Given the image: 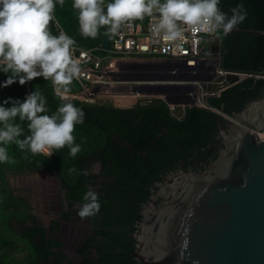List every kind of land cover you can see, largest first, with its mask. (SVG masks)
<instances>
[{
    "label": "trees",
    "instance_id": "1",
    "mask_svg": "<svg viewBox=\"0 0 264 264\" xmlns=\"http://www.w3.org/2000/svg\"><path fill=\"white\" fill-rule=\"evenodd\" d=\"M107 3L105 0V6ZM241 3L247 12L246 19L227 37L217 39L220 67L259 78L243 80L219 97L209 98L208 103L215 111L187 107L182 114V110L171 111L158 98L140 101L132 108L62 100L51 80L45 81L43 77L24 85L16 82L0 88V103L9 97L23 100L36 90L46 97L49 115L68 102L85 113L84 123L76 125L73 132L75 143L81 145L75 157L68 155L67 146L53 150L51 157L21 151L14 143L8 146L15 163L0 164V264H136L132 255L136 241L132 235L142 219L140 212L151 190L163 176L177 169L188 171L199 163L217 159L220 142L216 136L225 125L217 111L231 116L264 98V0H221L219 7L231 15L230 10ZM49 27L54 35L60 30L66 32L79 48L91 50L101 46L99 39L80 35L78 10L72 8V0H65L63 7L57 5ZM99 33L102 37H114L104 29ZM99 54L106 53L100 50ZM5 79L6 74L0 73V81ZM69 87L68 94L81 90L75 79ZM16 122L24 129L20 139L30 134L26 121L17 118ZM93 163L100 164V173H90ZM72 168L77 171L70 172ZM8 172L17 175L47 172L57 176L68 203L62 218L70 221L73 217L80 218L74 207L83 204L84 193L100 186L96 192L100 210L88 217L94 229L92 236L77 249L79 262H69L62 251L59 222L54 220L49 227L39 223L30 200L15 194ZM15 224L20 228L19 235L13 230ZM14 248L23 249L28 255L19 260L9 252Z\"/></svg>",
    "mask_w": 264,
    "mask_h": 264
},
{
    "label": "clouds",
    "instance_id": "2",
    "mask_svg": "<svg viewBox=\"0 0 264 264\" xmlns=\"http://www.w3.org/2000/svg\"><path fill=\"white\" fill-rule=\"evenodd\" d=\"M64 3L65 0H0V73L6 74L0 88L43 77L51 80L60 99L71 91L69 86L81 72L72 56L76 41L63 30L52 34L49 27L57 5L63 7ZM220 3L221 0H108L105 6V0H72V8L78 10L79 32L85 38H96L101 29L118 35L128 23L147 16L154 42L182 46L188 41L186 34L203 31L222 39L246 19L242 3L230 10L231 15L219 7ZM46 104V97L36 90L23 100L9 97L0 103V164L15 163L8 153L13 143L21 151L49 157L53 150L65 146L71 157L81 150L73 132L76 125L84 123V111L68 102L49 115ZM17 118L27 122L30 134L23 139L20 137L24 129ZM99 210L98 194L89 189L77 215L83 220Z\"/></svg>",
    "mask_w": 264,
    "mask_h": 264
},
{
    "label": "water",
    "instance_id": "3",
    "mask_svg": "<svg viewBox=\"0 0 264 264\" xmlns=\"http://www.w3.org/2000/svg\"><path fill=\"white\" fill-rule=\"evenodd\" d=\"M96 38L110 50L111 36ZM225 117L219 157L151 191L132 235L137 264H264V98Z\"/></svg>",
    "mask_w": 264,
    "mask_h": 264
},
{
    "label": "built area",
    "instance_id": "4",
    "mask_svg": "<svg viewBox=\"0 0 264 264\" xmlns=\"http://www.w3.org/2000/svg\"><path fill=\"white\" fill-rule=\"evenodd\" d=\"M149 18L146 16L143 20H135L123 27L118 35L111 37L110 50L106 51L99 48L85 50L74 45L73 59H76L80 65L81 72L75 80L80 85L81 90L74 94H63V100L79 101L86 104H99V100L105 97L109 91L117 87L114 78L117 76L126 77L131 72L123 65L130 63L158 62V58L167 64V72H173L181 76L188 75L189 80H181L179 84H161L157 80L147 81L141 87H137L144 92L120 93L118 96H133L135 99L147 98L145 101L155 99L156 93L153 89L161 87L163 92L160 94L162 99L170 108L175 111V107L170 105L172 100H178L182 103H191L194 101V107L215 111L208 103L209 98H217L220 94L236 85L237 83L249 79L259 78L252 74L234 73L223 70L220 67V44L210 34L203 31H197L188 35L187 43L177 46L174 42H154L149 33ZM102 50L106 54L100 55ZM139 57H143L139 60ZM230 75H236L239 82L231 83L227 78ZM195 78V80H193ZM170 80V79H166ZM190 80H200L207 83V87H198L199 82L186 83ZM129 80H122V87ZM172 87L178 88L174 90ZM201 85V84H200ZM143 87V88H142ZM148 90V91H147ZM57 94V93H56ZM59 95V94H57ZM60 96V95H59ZM159 99V98H158ZM189 107H193L190 105ZM184 111H181L183 114ZM225 116V114H223ZM222 115V116H223ZM43 156L49 157L42 154ZM52 156V155H51Z\"/></svg>",
    "mask_w": 264,
    "mask_h": 264
},
{
    "label": "rangeland",
    "instance_id": "5",
    "mask_svg": "<svg viewBox=\"0 0 264 264\" xmlns=\"http://www.w3.org/2000/svg\"><path fill=\"white\" fill-rule=\"evenodd\" d=\"M138 59L142 60L143 57H139ZM164 59L165 58H158L157 59L159 60L158 62H146V63H141V64L130 63V64L123 65L125 68L130 69L131 72L126 77H121V76L115 77L113 81L114 83L117 84V87L114 88L112 91H109L108 94L105 95V97L99 100V103L113 104L115 107H118V108H132L136 104H138L140 101H144L147 98L145 99V98L139 97L140 99H137V100L131 99L129 100V102H123V103H118L116 100L118 97H120L118 96L120 93H124V92L129 93L131 92L130 90H132V93H136V94L139 93L140 91L144 92L145 90L143 89L140 90L136 86L139 80H143V79L144 80L146 79L165 80V79H169L168 77H172V79H170L172 80V82L181 81V79L179 78L180 75L175 74L173 72H170L169 74H158L161 71H163L164 73L167 72V70H160L157 68L158 64L164 63L161 61ZM150 71H152V73L149 75L148 73ZM165 76H167V78ZM188 77L190 76H185L181 78L183 80H189L190 78ZM122 80H129L127 84H124V86H127V87H122V84H121ZM193 80H195V78ZM193 80H190L186 83L195 84V82L200 81V80H197V81H193ZM143 83H146V82H143ZM172 86H176V85H171L172 89L176 88ZM197 86L198 87L202 86L203 88H206L207 83H205L204 81H201V83L199 82V85ZM161 89H162L161 87H155L153 89L156 93H159V94H156L155 98L160 99L159 96L163 92ZM137 95H140V94H137ZM121 96H124V95H121ZM170 105H173L175 107V111H178V110L184 111L185 108L189 107L190 105L194 107L195 104H194V101H192L191 103H182L181 101H178V100H172V102H170ZM217 113L220 114L221 116L223 115V113L221 112L217 111ZM223 118L224 120L229 119L225 117L224 115H223ZM100 169H101V166L98 163H93L92 165H90V168H89L90 173H95V174L100 173ZM7 178L11 186L15 189L16 195L28 198L30 200V203L33 208V214L37 218L39 223H41L44 227H49L52 221L56 220L59 222L60 235L58 239H61L65 246L62 249V251L66 255L69 262H73V263L79 262L81 259V256L77 252V249H76L77 247L75 246L76 240L74 239V234H72L73 231L69 230L68 233H63V227L67 226V224L63 221L61 217V212L68 210V206H67L68 203L65 197V191L61 189L59 178L47 172H39L35 174H20V175L8 172ZM99 188L100 186L96 185L92 187V190L98 193ZM81 206L82 205H76L74 207V210L79 211ZM91 224L93 225V222ZM13 230L18 235L21 233L20 228L16 227V224ZM18 246H21V243H19ZM9 252L12 255L16 256L19 260H22L28 255L27 254L28 252L23 249L17 250L16 248H14L13 250H9Z\"/></svg>",
    "mask_w": 264,
    "mask_h": 264
},
{
    "label": "flooded vegetation",
    "instance_id": "6",
    "mask_svg": "<svg viewBox=\"0 0 264 264\" xmlns=\"http://www.w3.org/2000/svg\"><path fill=\"white\" fill-rule=\"evenodd\" d=\"M226 121L227 120H225V125L223 127H220L219 133L216 136V139L220 142L217 145L218 157L220 155L221 150L224 149V147H225L224 144H223V138H224L223 132L227 131L228 127H229L228 123ZM212 162H214V161L212 159H210L209 163H199L198 165L190 167L188 171L193 170V171H196V172H200V171L204 170L207 166H209ZM153 189L156 190V187L153 188ZM151 195H152V193H151ZM142 209H143V207H142ZM142 209H141V211H142ZM140 215H141V212H140ZM61 217H62V212H61ZM141 217H142V219L138 223V225L143 221L144 217L142 215H141ZM63 221L67 224V226L63 227V233H68L69 230H72L73 231L72 234H74V239L76 240V243H75V246L77 247L76 249H80L82 247V244L85 243V241L90 236H92V234H93L94 226L91 224L92 221L89 218H85V219L82 220L80 218H75V217H73V219L71 221L70 220H65V219H63ZM72 225H73V227H72ZM84 226H85V228H84ZM59 235H60V226H59L58 237H59ZM59 240L62 242L61 239H59ZM64 247L65 246L63 244L62 249Z\"/></svg>",
    "mask_w": 264,
    "mask_h": 264
},
{
    "label": "bare ground",
    "instance_id": "7",
    "mask_svg": "<svg viewBox=\"0 0 264 264\" xmlns=\"http://www.w3.org/2000/svg\"><path fill=\"white\" fill-rule=\"evenodd\" d=\"M135 66H136V64H135ZM134 66V67H135ZM153 67V66H152ZM156 67V66H155ZM166 67H167V64L166 63H163V64H158L157 65V68L158 69H160V70H164V69H166ZM133 69V68H132ZM172 72V71H171ZM152 73V71H150L148 74L150 75ZM170 72H166V73H164L163 71H161L160 73H158V74H169ZM185 76H188V75H183V76H181L180 75V79L181 80H183L181 77H185ZM166 78H167V76H165ZM169 79H172V77H168ZM188 78H191V77H188ZM151 80H157V79H146V80H139L138 82H137V87H141V85H143V84H145V83H143V82H147V81H151ZM160 79H158L157 81L158 82H161V84H179L180 83V81H178V82H172V80H160ZM141 82V83H140ZM181 84H183V83H180V85ZM143 88V87H142ZM164 88V87H163ZM162 88V89H163ZM178 89V88H177ZM176 88L174 89V90H177ZM132 91V90H131ZM135 95H133V96H120V97H118L117 98V102L118 103H123V102H129V100H131V99H135ZM115 99V98H114Z\"/></svg>",
    "mask_w": 264,
    "mask_h": 264
}]
</instances>
